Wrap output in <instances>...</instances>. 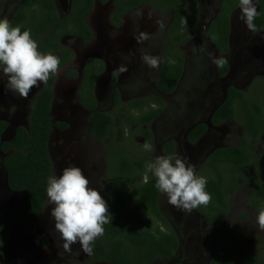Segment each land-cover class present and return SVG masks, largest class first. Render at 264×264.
I'll list each match as a JSON object with an SVG mask.
<instances>
[{
    "label": "flooded vegetation",
    "instance_id": "obj_1",
    "mask_svg": "<svg viewBox=\"0 0 264 264\" xmlns=\"http://www.w3.org/2000/svg\"><path fill=\"white\" fill-rule=\"evenodd\" d=\"M53 1L55 4L56 14L58 15L60 22L71 16L75 0ZM253 2L255 3L257 11L259 12V4L256 2V0H253ZM76 3L80 4L81 1L78 0ZM117 4H120L122 6V13H120L119 15L117 14ZM236 4L237 0H122V2L121 0H93L92 9L84 16V22L91 31V36L88 41H86L80 35L71 34L69 31V27H72L71 25L66 29H62L64 32L60 31V35H56L58 43L60 45L59 48L45 51L44 49H41V47L44 46L43 36L39 37L37 34L38 32L34 31L36 35L33 39L38 44V51L44 54L52 53L53 55L58 56L60 59L59 70L56 74H52L53 79L51 84H49V82L47 81L48 85H50L52 89V132L48 141V152L53 164L52 175L54 174L55 167L60 168V171L62 173V170L64 168L69 167L70 164L75 165L76 163V166L79 165L82 167L83 174L90 181L91 187V184H95L97 182V179L94 177L93 166L96 164V161L94 159L96 158V152H98L100 156L97 157L101 158L100 162L102 164V176L100 178L101 189H99V192L101 197L105 200L107 192L105 179V150L107 148L103 143L109 142L108 140H105V142H100L99 139L94 136V115L97 112L105 114L109 113L111 115H118L120 113L119 116L120 118H122V115H124L125 113L128 114V106L130 107L133 102H143V100H145L143 107H145L147 104H149L148 106L150 107L147 106L145 109H143L144 112H148L149 109L157 108L158 106H162L163 110L149 125L143 124L139 127V125L133 124L131 129L127 130V135H133L132 139L138 143L137 147H131L133 148L135 154L143 157L144 159H147L148 161H153L149 163L148 172L143 175V180L145 181L146 179H149L151 175L154 176L151 165L155 162V159L157 157L179 155L185 158L189 164L194 165L196 174L198 176L205 177L208 182L209 177L211 178L214 175L215 171L208 164L209 157L219 149L232 148L237 146L246 137L243 128L245 116L241 111L242 108L240 102H238L237 104L236 112L237 116L240 117V126L243 136L235 146H226L224 144L225 134L223 132L224 127L228 123L234 122L235 119H228L227 121L220 124H214L212 121L213 115L216 113L217 109L222 105L224 101H226L228 90L233 87L244 93L246 101H257L264 105V101L262 100H255V98H253L252 96L251 99L249 98V94H251L253 90H250L247 93L240 88L237 82H234L233 85H225L226 78L230 76L231 73V41L234 38V33H239V28L241 27V25L239 26V28L237 27V22L240 21V19L234 18L237 13H240L239 5L236 6ZM21 5V0H3L0 4V18L6 17L11 23H13L18 18ZM179 7H181L182 9ZM144 10H146V12H144ZM24 12L25 14H27L26 26H28L30 30L33 31L35 27H32V21H30L29 18L31 13H33V7L24 8ZM224 12L228 13L229 15V48L226 52H221L220 49L212 42V37H215L212 34V25L217 22L219 16ZM134 13H139L144 21L141 20L142 22L136 25L134 23H130L129 18ZM180 13L183 14L182 17H179ZM155 14H157L158 16L163 15L164 18H166L168 21L166 26L163 27L162 33H160L158 30L160 29L159 22L157 21V19L155 20ZM68 22L60 24L61 26H64ZM61 26L59 28H61ZM123 26H126L128 31L122 30L121 28H123ZM75 28H73L74 31L79 30L78 28ZM135 29L137 31H134ZM250 32L260 35L264 33V28L259 32ZM140 33H147L149 36V39L147 40L152 39L154 41H159V44L154 43V49L158 48V46L160 45L158 54L161 58V63L158 69H153V71H156L153 83V86L156 90V96L153 97L144 95L143 86L141 85L142 72L140 71V68L143 70L144 66L141 56L146 51V49H141L140 45L143 44L146 40H144L142 43L137 41V37L140 35ZM176 39H180V41L178 42L176 41ZM168 40L172 41L171 45L168 43ZM193 43H196V47L193 54L195 57H193L192 60V58H188V56L184 55L183 47L186 44L190 45ZM83 46L89 47L86 49L83 48ZM164 54H181L183 57V72L181 75V79L177 85V88L170 94L160 93L157 89L156 84L161 71ZM213 57H223L227 60L226 65L228 70L226 76L221 74V70H223L222 68L224 66L218 68L212 62ZM195 63H197L196 67ZM121 65H124L127 68V71L119 74L118 76H113L112 73L114 69L118 68ZM188 66L190 68L194 67L192 71H189L190 75L198 73L199 77L201 78L203 74H208V88L212 93H216L217 98L215 101L213 100L212 102H210L211 104L208 107V105L203 103L212 99L211 93L210 95H207L206 92L203 94L191 90L190 94L189 90H187L185 93L186 99L189 97H193L195 100L192 101V104L190 102H187L184 106V111L182 106H179V108L175 109L172 114V116L174 117L172 120H179L178 124H176L175 122H170L171 132L174 134V129L177 130L178 128H180L179 133L172 136V138H158L156 137L157 135H155L153 132V125H155L163 116V114L167 112V105L164 102L168 101L172 97L175 98L176 94L179 92L178 89L180 88L183 78L186 75ZM197 67H201V70H199ZM89 71L90 74L96 76L95 84L92 89V93L94 94L97 104L95 110L86 108L82 103V101L84 100L83 97H86L89 94L88 85H84L86 72ZM0 72V109L5 111L7 107V111L10 110L13 106L10 100H14L16 98H18L21 103L26 106L24 109L21 107L25 115L23 113H21L19 116L15 115L16 117H14L12 121L7 120V118L0 120V122L2 121L7 123V128L4 131V133L7 131L5 136L7 139V136L10 133V137H14L16 131L20 127H24L29 130V118L31 115L32 104L36 96L47 85L41 82L39 88H36L33 94L31 90L28 98L25 99L20 97L18 93H14L9 90L7 86V77L3 75L2 67H0ZM258 80L260 79L257 78L255 81L257 85L259 83ZM67 81L71 82V84L64 87ZM89 82L91 83V79H89ZM259 85L262 86V84L260 83ZM83 87L85 89L82 90ZM124 90L128 91L124 93ZM30 98L31 101L28 102V99ZM116 98H118V104H115L117 100ZM155 98H157L158 101H155ZM119 101L121 103H119ZM109 103H111L112 107L115 106L116 112L110 113V109L108 110L107 108H105V106L107 107ZM14 105H16V103H14ZM4 111L2 112L4 113ZM3 113L0 114L2 115ZM136 113L139 114L138 112ZM187 113L189 114L187 115ZM190 113L195 114L191 117V119L187 120V118H185V121L181 122L180 116L187 115L188 117L191 116ZM25 120L26 122H24ZM26 123V126L28 127L23 126V124ZM56 125H60L62 127ZM198 125H205L206 132L198 136L195 141H192L190 140V133ZM147 130L151 131V137L147 135ZM217 131L222 132V136L215 139L214 132ZM163 132L167 133L170 131H166L165 129H163ZM181 135H183V137L181 138L180 142L179 136ZM263 135L264 131L259 134L258 139ZM250 139L254 142V159L257 160L258 157H260L264 153V143H261V145L258 146V139L256 137H251ZM146 142L152 145V151L149 152L144 150L143 145ZM205 142H210V145L205 144ZM196 146L197 148L194 149V147ZM66 151L68 152V154H64ZM1 153L3 155L5 154L3 152ZM66 157L69 161H66ZM54 158H60L61 161H57L55 167L53 162ZM87 165H89V168L87 167ZM3 172L6 173L5 169L0 163V173H2L3 175ZM252 175L256 176V173L253 172ZM262 180L264 182V179ZM6 182H8L7 173L6 181L3 185L4 190L6 189ZM243 190L244 192H247V212L250 214L251 211L257 216L259 212L248 203L251 195V189H248L245 186L242 187L241 190L236 194L241 193ZM6 191L9 193H7ZM6 191L4 194V198H0V208H2L0 214L8 209L17 208L19 204V200H17V204L15 206L13 204L14 199L11 197L13 193L10 194L11 191H8L7 189ZM236 194H232L230 196V206L232 204L231 199ZM163 196L164 194L161 193L159 197L160 210L163 213L166 212V214H170L169 212L173 214H175V212H178L177 216L183 218L185 215V211L180 210L175 206L173 207L171 205L169 207L171 211H168L166 207L164 209L167 211L163 209L161 204ZM193 211L197 213L196 209H193L191 213H193ZM191 213L189 214V216L192 215ZM198 216L202 217L200 215ZM203 222L204 226L206 227L207 223L205 222V220H203ZM20 225L23 226L24 229L28 232L26 221H23L22 219L18 220L9 230L8 238L6 241L7 243L9 242L12 231ZM39 225L42 227L41 222L39 223ZM33 231L36 232V229H33ZM211 233H213V231ZM44 234L45 230L43 235L39 234V236L42 237V240L46 239L44 237ZM5 243H2V246L5 245ZM215 245L216 243L214 244V246ZM213 253L214 252L212 251L208 264H211Z\"/></svg>",
    "mask_w": 264,
    "mask_h": 264
},
{
    "label": "trees",
    "instance_id": "obj_2",
    "mask_svg": "<svg viewBox=\"0 0 264 264\" xmlns=\"http://www.w3.org/2000/svg\"><path fill=\"white\" fill-rule=\"evenodd\" d=\"M2 1L0 0V4ZM77 1L75 0L71 16L60 22L53 0H21L18 18L11 24L21 26V32L29 30L30 28L26 26L27 14L24 8L33 7V13L29 18L32 27L35 28L31 30V36L35 37L34 31L38 32L39 37L43 36L44 46L41 49L45 51L58 49L60 45L56 35H60L62 29L71 25L72 27H69L71 34L80 35L88 41L91 31L84 22V16L92 9L93 0H80V4H77ZM256 2L260 7L255 19L256 32H259L264 28V0H256ZM238 5L239 0L236 6ZM120 13L122 6L117 4V14ZM182 16L183 14L180 13L179 17ZM228 18V13L224 12L212 25V34L215 36L212 37V42L221 52H226L229 48ZM64 22L68 23L61 26ZM75 27L79 30L74 31ZM176 41L179 42L180 39ZM168 43L171 45L172 41L168 40ZM163 57L156 84L160 93L170 94L177 88L181 79L183 57L181 54H164ZM169 59L174 60L175 63L170 64ZM222 69L221 74L226 76L227 65L225 64ZM52 79L51 74L49 84ZM95 80L96 76L90 74V71L86 72L84 85H88L89 94L83 97L82 103L91 110H95L97 105L92 93ZM45 84L47 86L36 96L32 104L29 130L20 127L12 140L0 144L1 152L5 153L0 163L7 173L10 190L19 200L17 208L8 209L0 214L2 243L7 241L10 228L20 219L26 221L28 230L36 229L40 235L44 233L39 223L49 202L46 188L48 178L53 172V164L48 152V141L52 132V89L47 82ZM85 88L83 87L82 90ZM116 99L115 104H118V98ZM154 100L158 101L157 98ZM238 102L241 103V111L245 116L243 128L246 137L237 146L219 149L209 157L208 164L215 171L214 175L209 177L205 191L211 194L212 199L207 205L195 208L197 214L202 216L200 217L202 223L203 220L207 223V230L214 233L216 245L211 248L214 252L211 264H264V248L256 254L250 251L243 256H236L239 236L234 228L225 223L230 208V196L238 193L242 187L251 189L249 205L258 212L264 209L262 180L264 153L255 160L254 142L250 139L251 137L258 139L259 134L264 131V105L257 101H246L243 92L231 87L226 101L217 109L212 121L214 124H220L228 119L236 120ZM144 103L145 100L133 102L130 107L128 106V114L125 113L122 118L119 116L120 113L111 115L100 112H97L93 118L94 136L100 142L105 140L109 142L103 143L107 148L105 201L112 217L111 222L103 226L104 235L92 244L93 253L90 257L96 263L170 264L171 261H175L174 264H187L188 262L182 257L185 240L173 229L170 223L171 215L166 212L164 214L160 210L161 192L155 187V176L151 175L149 179L143 180V175L148 172L149 163L153 161L135 154L131 147H137L138 143L127 135V130H130L133 124L139 127L143 124L149 125L163 110L162 106H158L144 112L143 109L149 105L143 107ZM6 128L7 123L1 121L0 142ZM204 132L206 126L198 125L191 131L189 138L195 141ZM146 133L151 137V131L147 130ZM253 172L256 176L252 175ZM47 244L48 240L43 239L42 245Z\"/></svg>",
    "mask_w": 264,
    "mask_h": 264
},
{
    "label": "rangeland",
    "instance_id": "obj_3",
    "mask_svg": "<svg viewBox=\"0 0 264 264\" xmlns=\"http://www.w3.org/2000/svg\"><path fill=\"white\" fill-rule=\"evenodd\" d=\"M146 12V10H144ZM241 13H237L234 18H239ZM157 21L159 22V32H163V27L167 24V19L164 18L163 15L155 14ZM99 17V16H98ZM144 21L141 18L139 13H134L130 16L129 22L134 23L135 25ZM241 27L239 28V26ZM237 27L240 29L239 33H234L232 43V49L230 54V66H231V73L230 76L226 78L225 85H233L234 82H237L241 89L246 91L247 93L250 90H253L251 94H249V98L251 96L255 98V100L264 101V33L258 35L251 33L245 26L242 20L237 22ZM124 31H128L126 26L121 28ZM141 29V27H140ZM121 30V31H122ZM120 31V30H119ZM134 31H137L136 29ZM241 36V37H240ZM162 37V36H161ZM154 43L159 44L158 40H146L143 44L140 45V48H145L146 51L155 56H159L158 48L154 49ZM89 46H83V48H88ZM196 47V43L193 44H186L183 47L184 55L188 56V58L195 57L194 49ZM143 55V54H142ZM192 56V57H191ZM142 57V56H141ZM190 64V63H188ZM143 70L140 68L142 72L141 77V85L143 86L144 95L148 96H156V90L153 86L156 71H153L152 68L148 67L143 62ZM197 63H195L196 67ZM194 67H187L186 75L183 78L180 88L178 89L179 92L176 94V97L170 98L168 101L164 103L167 105V112L163 114L160 120L153 125V132L156 137L161 139L172 138V136L177 135L179 133V129H174V134L170 130V122H175L178 124L179 120L173 121L174 118L172 116L173 112L179 106L183 107V111L185 110V105L187 102L192 104V101L195 99L193 97H189L186 99V91L191 90L200 92V93H207V95L211 93L212 99L207 101L203 104L210 106V102L216 100V93H212L211 90L208 88L207 80L208 74H203L201 78L199 77L198 73H194L190 75L189 71H192ZM201 70V67H197ZM1 73V72H0ZM261 85H257L255 83L256 79ZM64 83V80H63ZM248 83V84H247ZM71 84V82H66L64 87ZM3 88V87H2ZM4 89V88H3ZM36 90V87L32 89V94ZM128 90H124L126 93ZM246 93V94H247ZM191 94V93H190ZM31 101V98L28 99V102ZM199 101V100H198ZM11 104L13 105L10 110L7 111V107L4 110L0 109V113H4L0 116V120L6 119L13 120L14 117L19 116L21 113H24L22 108L24 109L26 106L21 103V101L16 99L10 100ZM16 103V105H14ZM9 104V105H11ZM22 107V108H21ZM111 103L105 106L108 110L110 109V113L116 112L115 106L112 108ZM21 109V110H20ZM23 111V112H22ZM190 111V108H189ZM189 113H187L188 115ZM195 113H190L191 116L184 115L180 116L181 122L185 121V118L191 119V117ZM16 115V116H15ZM27 118V117H26ZM26 122V120L24 121ZM240 117L237 116L234 122L228 123L224 127V134H225V145L226 146H235L240 139L242 138V130L240 126ZM23 124V126H26ZM183 126V125H182ZM170 132H163V129ZM161 129V130H160ZM215 139L220 138L222 136V132L217 131L214 132ZM11 136V133L8 134V137ZM133 135H129L132 138ZM135 137V135H134ZM180 142L183 135L179 136ZM264 143V135L258 139V146ZM205 144L210 145V142H205ZM197 148L194 147V149ZM96 151V150H95ZM53 154V153H52ZM64 154H68L66 151ZM96 164L93 166L94 177L97 179L95 184H91L94 190L99 192L101 189L100 178L102 176V164L100 162V156L98 152H96ZM5 156L0 152V159ZM60 161V158L53 159L54 167ZM66 161H69L66 157ZM70 166H76L70 164ZM82 169L81 166L77 165ZM89 168V165H87ZM60 168L55 167L54 174L59 177L62 173ZM6 181V173H0V198H4V194L6 189L4 190V183ZM7 192V191H6ZM9 193V192H7ZM100 193V192H99ZM247 192L244 190L236 194L231 199V206L230 210L227 214L225 219V223L234 228L238 233V243H237V254L236 256H243L246 252H253L258 253L261 251L260 249L264 248V230H261L256 222V215L250 211V214L247 212L246 208L248 207L246 199ZM12 194V193H10ZM17 196V195H16ZM14 194L11 196L14 199V205L16 206L18 197ZM163 209L166 207L168 211H171L169 207L171 206L168 203V198L166 195L163 196L161 201ZM53 205L49 204L46 206L43 217H42V227L45 230L44 237L48 240V244L46 246L42 245V237L39 236L38 232L30 231L28 232L24 229L23 226H17L11 233L10 236V243L6 242L5 245L0 246V252L3 253L0 256V264H103V263H96L93 262L90 256L84 254L81 251V246L79 242L72 245V252L68 253L65 252L64 249L61 247L62 242L59 240V234L54 232V221L50 215ZM174 207V206H173ZM2 208H0V211ZM165 210V209H164ZM165 210V211H167ZM171 215L170 223L173 226V229L179 233L181 237H183L184 244H183V251L182 257L184 260H187V264H208L211 257V247L214 245L213 237L210 230H207V226L205 227L202 223L200 217L197 215L195 211L191 212H184V217L180 218L177 216L178 212L175 214L169 212ZM192 214L189 216V214ZM178 223H180L178 225ZM7 244V245H6ZM15 249V250H14ZM185 254H184V253ZM264 252V251H263ZM264 255V254H263ZM157 264H164L163 262Z\"/></svg>",
    "mask_w": 264,
    "mask_h": 264
},
{
    "label": "clouds",
    "instance_id": "obj_4",
    "mask_svg": "<svg viewBox=\"0 0 264 264\" xmlns=\"http://www.w3.org/2000/svg\"><path fill=\"white\" fill-rule=\"evenodd\" d=\"M38 8V6H34ZM240 17L249 31L256 32L255 19L258 11L253 0H239ZM149 39L147 33H140L137 41L142 43ZM142 61L152 69H158L159 56L145 51ZM170 64L175 61L169 59ZM212 62L223 67L227 60L213 57ZM0 65L3 75L7 77L9 90L27 99L30 91L46 83L50 74L59 70L60 59L52 53L38 51V44L31 36V30L21 32V26H12L5 17L0 18ZM124 65L114 69L112 75L126 72ZM145 151H152V145L145 143ZM156 178L155 187L168 198V203L176 208L191 212L200 205H207L212 196L205 191L207 179L198 176L195 166L179 155L160 156L151 165ZM11 193L15 194L11 191ZM46 194L49 204L53 205L50 215L54 221V232L59 234L61 247L65 252H72V245L79 242L81 251L91 256L92 244L104 235V225L111 222V215L106 201L100 193L90 187V181L82 169L69 166L57 177L50 176L47 181ZM16 195V194H15ZM256 222L264 230V209L260 210ZM2 246V241H0ZM3 253L0 252V256Z\"/></svg>",
    "mask_w": 264,
    "mask_h": 264
},
{
    "label": "water",
    "instance_id": "obj_5",
    "mask_svg": "<svg viewBox=\"0 0 264 264\" xmlns=\"http://www.w3.org/2000/svg\"><path fill=\"white\" fill-rule=\"evenodd\" d=\"M26 127H28V126H26ZM7 132V131H6ZM6 132L3 134V136H2V138H1V143H3V142H6V141H10V140H12V138H13V136L12 137H8L7 136V139H6ZM14 135V134H13ZM7 184L5 185V187H6V189L8 190V191H11L10 190V188H9V186H8V182H6ZM213 234V243L215 244V238H214V233H212ZM9 243H10V239H9ZM174 262L175 261H171V263L170 264H174Z\"/></svg>",
    "mask_w": 264,
    "mask_h": 264
}]
</instances>
